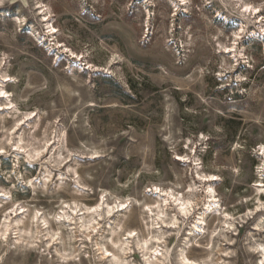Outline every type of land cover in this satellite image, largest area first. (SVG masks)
Instances as JSON below:
<instances>
[{"label":"rangeland","instance_id":"1","mask_svg":"<svg viewBox=\"0 0 264 264\" xmlns=\"http://www.w3.org/2000/svg\"><path fill=\"white\" fill-rule=\"evenodd\" d=\"M187 1L0 0V264H264V0Z\"/></svg>","mask_w":264,"mask_h":264},{"label":"bare ground","instance_id":"2","mask_svg":"<svg viewBox=\"0 0 264 264\" xmlns=\"http://www.w3.org/2000/svg\"><path fill=\"white\" fill-rule=\"evenodd\" d=\"M149 2H152L150 3L149 5H153L154 3V0H147ZM232 1H235V2H239L240 0H232ZM173 6H174V9L175 10V13H174V16L175 15H179L181 13V11H185L184 8H182L183 6L186 7V4H187V0H171ZM241 11L240 13L242 14V16L244 18H250V17H255L257 18V22L260 21V22H263L264 21V18H263V15L261 14V9H259V7L257 6H254V5H250L248 3H241ZM43 14V13H42ZM46 18V17H45ZM48 19V18H47ZM150 19V18H149ZM50 24V22H48ZM54 29V27H51V31ZM243 31V30H242ZM240 31V32H242ZM239 33H236L235 34V39H241L242 38V35ZM52 33V32H51ZM53 34V33H52ZM51 35V34H50ZM53 36V35H52ZM123 205V204H121ZM213 206V203H209L208 205V208H211ZM108 209L106 210L107 213H111L113 210L112 208H110V206L108 205L107 207ZM184 213H186L187 211V208H183L182 210ZM100 216L102 214H99ZM19 221V220H18ZM196 227H200L198 224H195ZM88 228V227H87ZM183 255V254H182ZM187 258V257H186ZM185 258V259H186ZM158 264H162V261H159Z\"/></svg>","mask_w":264,"mask_h":264}]
</instances>
